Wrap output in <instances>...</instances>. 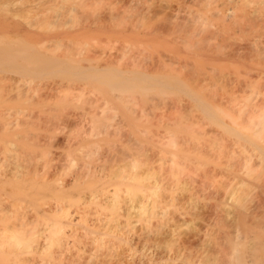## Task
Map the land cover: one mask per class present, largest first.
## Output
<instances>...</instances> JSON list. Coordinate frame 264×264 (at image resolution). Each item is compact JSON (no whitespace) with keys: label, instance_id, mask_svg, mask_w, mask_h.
<instances>
[{"label":"rangeland","instance_id":"obj_1","mask_svg":"<svg viewBox=\"0 0 264 264\" xmlns=\"http://www.w3.org/2000/svg\"><path fill=\"white\" fill-rule=\"evenodd\" d=\"M84 29L89 33H83ZM26 33L67 35L61 41L60 52H67V57H78L75 62L82 60L89 77H112V70L116 69H121L124 77L132 74L152 79L175 77L184 84L180 90L190 89L204 102L211 104L212 101L215 106L223 98H230L228 102L235 97L241 110L249 109L264 97V0H0V47L26 42L29 38ZM75 33V38L77 35L82 36L77 39L83 38L75 39L78 44L84 41L80 44L88 45L81 49L79 44L77 49V43L72 39ZM82 33L92 39L87 37V40ZM66 40L73 44L64 43ZM250 47L256 52L248 63L244 62L247 65L236 62L233 55ZM92 55L98 57L95 59L101 62L100 66L99 62L96 65L97 62L92 61ZM89 61L100 70L103 64L113 62L114 65H109V69L110 66L113 68L111 71L105 66L98 72ZM160 61L166 66L161 68ZM90 64L95 68L90 69ZM87 66L90 72H87ZM120 71L116 72L119 74ZM78 77L71 69L25 73L0 67V228L20 218L24 229L35 231L32 248L44 240L48 225L55 219L57 205L74 208L67 198L74 192L69 188L60 192L54 190L49 182H45L48 174L57 170L61 181L70 180L87 167L100 164L103 150L93 151L90 155L77 149L80 142L90 138V111L106 110L105 115L102 112L100 115L104 117L108 111L109 114L113 112L115 118L111 119L120 120L121 131L117 132L124 141L131 129L137 128L134 127L135 117H147L144 121L136 120V123L140 124L139 137L145 141L148 156L154 150L152 140L163 137L169 140L164 125L173 112L175 115L182 110H176L179 105L188 108L187 111L193 108L188 112L183 109L179 114L181 120L183 114L188 115L194 110L198 117L203 115L197 101L196 104L192 101L193 96L188 97L189 92L192 93L190 90L179 93L181 91L174 92L173 89V92L166 93L163 89L162 93V89L155 87L143 93L135 88V92H120L121 95L103 80L89 81L90 78L81 81ZM229 93H233V97H228ZM196 98L193 100H202ZM189 101L194 107L186 105ZM236 101L234 105H237ZM238 105L235 107L240 109ZM189 114L197 117L194 113ZM204 127L209 128L207 124ZM192 128L198 130L196 126ZM189 131L185 133L189 134ZM10 135H16L13 143L5 144L4 139ZM184 136V133H178L174 138L175 146L167 148L176 150ZM64 139L66 143L68 141L66 146ZM242 145L245 146L242 148ZM242 145L238 149H247L251 161L246 168L249 171H232L241 184L226 202L221 218L225 226L220 234L226 236L232 230L227 224L233 212L242 207V201H237L238 194H244L245 204L250 197L256 201L264 196V143L256 145L252 139L243 141ZM30 177L34 183H25ZM221 190L226 191V188ZM213 201L209 197L200 199L208 205ZM43 209L48 212H44L45 217L40 219ZM219 231L220 226L214 228V232L212 227L204 231L192 222L179 229L190 256L215 251L212 241ZM9 259H0V264H16Z\"/></svg>","mask_w":264,"mask_h":264},{"label":"bare ground","instance_id":"obj_2","mask_svg":"<svg viewBox=\"0 0 264 264\" xmlns=\"http://www.w3.org/2000/svg\"><path fill=\"white\" fill-rule=\"evenodd\" d=\"M86 31L84 29L82 32L88 34ZM87 34H83L85 38L90 37ZM56 35L26 33L29 37L26 42L0 47V67H11L25 73L71 69L81 81L90 78L89 81H104L117 93L133 91L135 88L145 93L155 87L162 89V93L163 89L166 93L173 92V89L174 92L181 91L179 93L188 90L185 88L187 86H183L184 91L180 90L183 82L180 83L175 77L152 79L145 75L134 77L133 74L124 77L121 69L112 70L113 62L109 63L112 65L110 69L108 63H102L104 66H101L102 70L105 66L107 70H112V77H89L81 57L80 62H75L78 57H67V52H60L61 41L67 35ZM75 36L76 33L72 39L77 43V49L88 45H81L84 41H79L81 47L78 48L80 45L75 39L82 36ZM67 42L72 43L64 41ZM255 52L256 49L250 47L239 50L233 56L236 62L241 61L244 66L247 65L244 62L251 60ZM92 57V61L97 62L96 65L99 62L100 66L101 62L95 59L98 57ZM160 62L161 68L166 66L165 62ZM92 64L91 68L87 66L88 69L96 67ZM98 68L96 71H102ZM118 70H121L119 74L116 72ZM229 94L228 97H233V93ZM189 96H193L191 99L195 104L197 101L203 115L199 114L198 117L194 110L189 113L197 117L193 118L189 116L192 114L187 113L183 114L184 119L182 117L181 120L180 112L183 109L186 112L188 108H182L179 103L176 110H182H178L176 116L173 112L164 125L169 140L166 141L165 137L152 140L154 150L150 156L145 154V141L139 137L140 124L136 123L147 117L140 115L131 120H134V127L138 129L133 127L125 142L118 134L121 131L120 120L111 119L115 118L113 112L109 114L107 110L109 115L104 117L106 110L101 111L104 114L102 116L100 111L96 112L98 115L95 113L97 110L90 111V138L80 142L77 149L85 150L90 155L103 150L100 164L93 168L87 167L70 180L61 181L57 170L49 173L45 179L58 192L71 189L74 194L67 198L74 208L57 205L55 219L48 225L44 240L34 248L35 231L24 229L20 218H15L10 225L5 224L0 228V259L9 257L16 264H264V196L256 201L250 197L248 204H245L244 194H238L237 201H242V207L233 212L227 224L232 230L227 236L220 234L225 226L221 218L226 202L241 184L232 171H249L246 168L251 158L247 155V149L239 150L238 146L252 139H255L256 145L264 143V97L249 109L241 110L235 97L227 102L230 98L224 95L228 98L226 100L222 95L223 101L220 98L221 103L214 102L215 106L212 101L208 104L193 92L191 95L189 92ZM196 97L203 102L193 100ZM233 100L240 109L235 107L237 105H234ZM193 102L189 101L186 105L192 108ZM204 123L209 128L205 129ZM185 125L196 126L198 130ZM188 129L196 131L191 133ZM95 131L99 133L95 134ZM188 131L189 134H186ZM178 133L185 134L181 144L177 145L176 150L168 149V146H175L174 138ZM96 135L98 137H94ZM14 137L16 135L6 137L4 143H13ZM64 144H68L65 139ZM26 182L33 184L34 179L30 177ZM222 188H226V191ZM201 197H209L214 201L208 205L200 202ZM44 212H48V209L40 212V219L45 217ZM188 222L196 223L204 231L212 227L214 232V228L220 226L218 235L212 241L215 251L212 249L209 253H197L194 256L187 253L183 241L185 238L179 229Z\"/></svg>","mask_w":264,"mask_h":264}]
</instances>
